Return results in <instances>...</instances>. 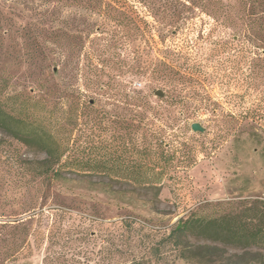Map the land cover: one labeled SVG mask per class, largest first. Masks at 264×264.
<instances>
[{
  "label": "rangeland",
  "instance_id": "374dc122",
  "mask_svg": "<svg viewBox=\"0 0 264 264\" xmlns=\"http://www.w3.org/2000/svg\"><path fill=\"white\" fill-rule=\"evenodd\" d=\"M13 1L0 2V99L15 114L27 110L43 120L85 164L58 181L40 176L45 154L0 130V264H40L50 236L55 250L66 240L69 253L79 249L93 264H118L143 255L197 206L264 199V0H248L249 16L232 27L177 0H111L97 10ZM230 1L240 14V0ZM116 4L141 17L144 33L108 15ZM52 10L83 31L65 69L60 62L52 69L38 49L43 35L53 47L55 17H38ZM171 13L181 16L178 25L158 26L157 18ZM165 57L169 75L159 70ZM132 88L147 94L148 105L119 95ZM159 88L173 105L154 117L150 106L165 104L154 94ZM192 122L204 130H192ZM157 138L170 143L167 166L162 145L160 153L142 151ZM116 157L159 160L161 185L134 186L152 172L116 171ZM249 250L227 248L221 264H257L258 250ZM166 252L163 264H186L167 246ZM214 252L208 264H218Z\"/></svg>",
  "mask_w": 264,
  "mask_h": 264
},
{
  "label": "trees",
  "instance_id": "16d2710c",
  "mask_svg": "<svg viewBox=\"0 0 264 264\" xmlns=\"http://www.w3.org/2000/svg\"><path fill=\"white\" fill-rule=\"evenodd\" d=\"M5 1L10 0H0V2ZM16 1L14 0L13 3H16ZM40 1L44 3L54 2L60 7H81L94 10L112 6L110 4L111 0ZM107 1L109 2L107 3ZM247 1L240 0V14L234 10L230 0H177L174 3L186 8L189 6L200 7L201 10L212 15L219 25L232 27L235 23V18L244 22L247 16H249L248 14L250 13L244 12ZM170 4L172 6L173 2ZM144 6L146 5L144 4ZM107 13L109 16L116 18L118 24H132L136 28V31L138 30L137 32L144 33V30L140 28L142 19L138 14L131 13L118 4H116V9L107 11ZM50 14L52 18L53 16L55 17L53 19L56 22V26L49 32V41L53 44V47L48 48L45 43L46 35H43L42 41L38 43V49L41 54V60L50 61L51 63L48 66L52 69L58 67V62L61 63L62 69H65L70 62L71 49L74 47L73 41L76 40V43L80 44L83 41V31L75 29L73 22L67 18L60 17L58 10H52L50 13L47 11L40 12L38 13V17L45 19ZM179 18L181 16L172 14L168 17H158L156 21L158 26L162 28L168 27L173 29V27L178 25ZM27 54L32 53L28 52ZM29 58H33V55H30ZM171 69V64L166 57L161 60L159 68L161 72L169 75ZM136 72L139 73L140 71ZM89 84H93V80L89 79ZM157 90H154V94ZM162 91L164 94L163 96H159L158 100L164 101L165 104L160 103L156 106H150L153 111L152 116L154 117H157V114L160 113L171 112L170 107L173 105V99L167 94V89L166 91L162 89ZM118 92L121 97L132 99L134 105L138 107H143L145 104L148 105L146 101L147 94L141 89L132 88L128 93L121 90ZM67 93L66 91H62L63 97H67ZM43 100L46 99L40 98L39 102ZM90 102H92V99H90ZM164 126L170 127L167 124ZM0 130L22 140L26 144H35L38 150L45 154L38 161V166L36 167V173L40 176H50L51 179L58 181L62 178L63 172L74 170L80 172L82 171V167H84L85 161H83V156H78L77 158L71 157L68 149L63 147V139L57 137L55 133L53 134L50 129L46 128L43 120L41 121L37 116L35 117L27 110L19 114L13 113L7 109L1 99ZM155 135L156 132H154L153 136ZM181 144L183 142H179V145ZM161 145L163 163L167 166L173 157V152L170 154L168 150L170 147L168 141L160 139L159 142V138H157L149 142L142 151L152 152L154 154L159 151L160 153L159 146L161 147ZM116 158V171L122 170L126 173L138 174V176L142 175L145 168L152 172L149 178L138 177L134 179V186L158 189L161 185L159 181L161 163L159 160L152 158L148 162L143 163L140 159L127 162L123 157ZM129 168H132V170L129 171ZM4 224L0 222V230L4 229ZM122 224L127 228V223L123 222ZM0 234H2V231H0ZM64 238L68 239L69 237ZM47 242L48 246L45 249L40 264H93L89 256L86 255L83 257L85 252L82 250L73 249L69 253L66 240L62 242V247L59 250L53 248L54 241L51 236L48 237ZM166 246L170 251L175 252L177 259L183 260L186 264H208V261L213 262L212 255L215 253L214 251H217L215 261L221 264L227 248L240 249L244 253H249L251 251L249 249L256 248L258 250L256 254L260 255V259H257L255 262L257 264H264V258L261 257L260 252L264 250V199L258 197L251 199L240 198L237 200H222L214 203L207 202V204L197 206L185 217L177 219V223L167 234L163 235L156 243L149 245L143 255L138 258L132 257L130 260L118 264H163V259L165 258V254H167ZM198 250H203L204 253H199ZM94 264L112 263L102 261Z\"/></svg>",
  "mask_w": 264,
  "mask_h": 264
},
{
  "label": "water",
  "instance_id": "95a60500",
  "mask_svg": "<svg viewBox=\"0 0 264 264\" xmlns=\"http://www.w3.org/2000/svg\"><path fill=\"white\" fill-rule=\"evenodd\" d=\"M155 94L157 97L159 96H163L164 92L162 91V89H158L157 91H155ZM191 129L194 131H203L204 128L202 127V125L199 122H192L190 125Z\"/></svg>",
  "mask_w": 264,
  "mask_h": 264
}]
</instances>
